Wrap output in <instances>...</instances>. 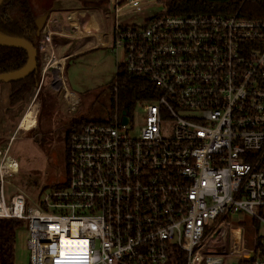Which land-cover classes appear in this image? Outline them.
Masks as SVG:
<instances>
[{
  "label": "built area",
  "instance_id": "obj_1",
  "mask_svg": "<svg viewBox=\"0 0 264 264\" xmlns=\"http://www.w3.org/2000/svg\"><path fill=\"white\" fill-rule=\"evenodd\" d=\"M111 2V50L156 90L141 102L145 125L135 132L132 115L124 124L117 109L112 122L85 125L69 140L67 180L37 208L21 193L6 204L1 188L0 219L26 222L30 264H264V20L165 9L124 26L121 16L149 2ZM68 20L71 37L89 36L88 17ZM53 35L40 42L42 75L51 72L72 103L69 57L53 52ZM7 156L1 187L19 172Z\"/></svg>",
  "mask_w": 264,
  "mask_h": 264
},
{
  "label": "rangeland",
  "instance_id": "obj_2",
  "mask_svg": "<svg viewBox=\"0 0 264 264\" xmlns=\"http://www.w3.org/2000/svg\"><path fill=\"white\" fill-rule=\"evenodd\" d=\"M140 1L143 3L148 1L149 5L142 11H132L121 16L120 24L124 26H142L148 20L156 15L163 14L165 11V5L161 0ZM29 4L36 13L37 7L46 8L56 3L55 0H29ZM98 7L95 10L89 8L92 13L95 12L96 26L101 33L104 31L108 33L105 38L113 42L111 29L115 24V18L111 13L112 2L111 0H109V3L106 1L99 2ZM86 27L94 31L91 23L87 22ZM65 30L71 32L68 26L65 27ZM62 41H64V50L74 51L84 43L93 45L95 39L67 38ZM58 56L60 58L63 54ZM43 60L44 58H42V63ZM68 61L67 72L64 70V85L76 95L75 101L72 103L66 102L64 88L60 90L52 89L50 86L52 73L50 72L46 76L45 88L39 99L42 110L38 119L39 126L35 131L28 134L15 133V129H11V122H9L6 130L4 125L0 127L2 129V134H0V152L2 153L0 163L3 162L6 152L11 159L17 162L19 170L15 176L8 178L2 187L0 183V190L3 189L6 204H8L11 197L21 193L26 199L28 208H37L38 201L43 199L48 189L52 188L53 185H62L68 178L67 157L69 153L67 152L66 135L71 125L84 119L94 122L110 119L113 104L112 85L119 69L118 65L125 61L124 52L122 50L113 52L111 48L99 47L88 51L83 56L73 57ZM6 92L4 91L0 95V102L5 101L4 104L8 100ZM30 104L27 111L35 105L33 102ZM31 111L36 113L35 108L29 112ZM131 117L133 129L138 132L146 123L141 102L136 103ZM251 223V218L245 217L244 224H241V227H245L242 229H244V238L247 245L253 246L255 232L250 227ZM260 229L261 234H264V228L261 226ZM28 235V227L25 222L16 232L14 264H30V253L27 250ZM227 263L238 264L237 260L233 258H230Z\"/></svg>",
  "mask_w": 264,
  "mask_h": 264
},
{
  "label": "trees",
  "instance_id": "obj_3",
  "mask_svg": "<svg viewBox=\"0 0 264 264\" xmlns=\"http://www.w3.org/2000/svg\"><path fill=\"white\" fill-rule=\"evenodd\" d=\"M85 3L86 7L98 9V3L109 0H78ZM168 15H208L220 16L238 14L244 19L264 20V0H161ZM0 10V35L4 38L22 39L34 45L38 54L37 69L29 77L13 83H6L11 88L9 104L12 108L21 102H26L32 98L37 90L42 77V54H40V42L42 31H39L38 20L47 22L50 7L43 14L34 13V9L29 4V0H5ZM44 15V16H42ZM29 60V55L20 48H9L0 45V73H16L24 68ZM70 60V58H69ZM69 66L66 63L65 72ZM118 72L112 85V111L110 119L107 121L83 120L74 122L67 133V152L69 140L72 134L82 130L89 123H110L114 120V112L117 109L122 113L133 115L137 102H146L154 98L156 90L151 81L130 74L123 65H118ZM69 153V152H68ZM69 166V154L67 157ZM24 220L0 219V264H14V246L16 242V232L24 225ZM240 264H250L248 261Z\"/></svg>",
  "mask_w": 264,
  "mask_h": 264
},
{
  "label": "crops",
  "instance_id": "obj_4",
  "mask_svg": "<svg viewBox=\"0 0 264 264\" xmlns=\"http://www.w3.org/2000/svg\"><path fill=\"white\" fill-rule=\"evenodd\" d=\"M55 3H56L55 5L51 4L52 6L51 5L48 6L50 7L51 11L49 12L47 22L44 24L43 31H42V37L49 31H53L55 33V35H53L54 38L52 40L53 42L50 47L52 48L53 52L56 53L57 57H59L58 56L59 54L60 55L63 54V56H61L60 58L69 57L71 59L73 57L83 56V54H86L88 51L95 49V48L96 49H98L99 47L110 48L111 41L105 38L102 35V33L99 31L98 27L96 26V20L94 19L95 12L92 13L90 9L82 8L75 0H55ZM48 7L46 8L37 7L36 14H43L46 10H48ZM74 13L77 14L80 19L82 16L89 17L88 18L89 20L87 22L92 24L93 30H94V31H91L87 27H85L86 29L85 32L89 36L80 35V37H77V38L70 36L73 30H72V27L70 26L68 17L70 15H73ZM66 26H68V29H71V32H69L70 30L69 31L65 30ZM67 38L79 39V40H89L90 38L92 39L94 38L95 41L93 45H91L90 43L88 44L84 43V44L79 45L74 51H69L68 49L64 50V43H63L64 41H62ZM40 54H42L43 58L45 57V54H43L42 52H40ZM44 84H45V81H44ZM44 84L40 86V89L35 92L32 98H30L26 102L23 101L19 103L17 107L12 108L9 104V96H10L11 88L9 87L8 84L1 83L0 84V95L4 91H7L6 93L8 94V100L6 104H4L5 101L0 102V127L4 125V129L6 130L8 128L9 122H11V125H10L11 129H15V133L22 132L24 134H28L30 132H34L35 129L39 126L38 119H39V115L42 110V104L39 102L40 101L39 99L45 88ZM50 86L52 87V89H54V87L51 84ZM71 92L73 93V91ZM64 98L66 100L65 94H64ZM31 102L35 103L34 107H31V109L33 108L36 109L35 125L32 129L24 130V128L21 127V123L23 121L24 116L31 110L30 109L29 111H27V108L31 105L30 104ZM66 102H68V100H66ZM68 103H71V102H68ZM0 134H2V129H0Z\"/></svg>",
  "mask_w": 264,
  "mask_h": 264
},
{
  "label": "water",
  "instance_id": "obj_5",
  "mask_svg": "<svg viewBox=\"0 0 264 264\" xmlns=\"http://www.w3.org/2000/svg\"><path fill=\"white\" fill-rule=\"evenodd\" d=\"M5 0H0V10L2 8V4ZM88 1H98V0H88ZM44 20H38V28L41 31L44 27ZM0 45L9 48H20L24 50L29 55V60L24 68L17 71L16 73H0V84L1 83H13L19 80H23L29 77L33 72L37 69L38 63V54L34 45L22 39H10L4 38L0 35ZM127 112L123 111V123H128V117L126 116Z\"/></svg>",
  "mask_w": 264,
  "mask_h": 264
},
{
  "label": "bare ground",
  "instance_id": "obj_6",
  "mask_svg": "<svg viewBox=\"0 0 264 264\" xmlns=\"http://www.w3.org/2000/svg\"><path fill=\"white\" fill-rule=\"evenodd\" d=\"M34 125H35V112L31 111V112H28L24 116L23 121L21 123V127L24 128V129H32L34 127ZM17 167H18L17 162L14 159H10V161L8 163V168L9 169H17ZM68 243H70V242H68Z\"/></svg>",
  "mask_w": 264,
  "mask_h": 264
},
{
  "label": "flooded vegetation",
  "instance_id": "obj_7",
  "mask_svg": "<svg viewBox=\"0 0 264 264\" xmlns=\"http://www.w3.org/2000/svg\"><path fill=\"white\" fill-rule=\"evenodd\" d=\"M81 7H84V5H85V3H83V2H80V1H78V0H75ZM84 4V5H83ZM86 7V6H85ZM43 67V66H42ZM43 74V73H42ZM48 75V74H47ZM45 77L46 76H44L43 77V75H42V77H41V81H40V84H39V87L40 86H42L43 84H44V81H45ZM51 85H52V83H51ZM54 87V86H53ZM40 89V88H39Z\"/></svg>",
  "mask_w": 264,
  "mask_h": 264
}]
</instances>
